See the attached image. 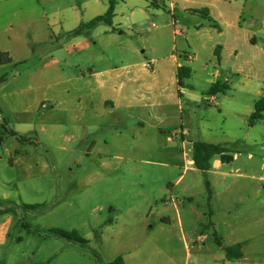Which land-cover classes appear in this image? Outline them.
<instances>
[{"label":"rangeland","instance_id":"rangeland-1","mask_svg":"<svg viewBox=\"0 0 264 264\" xmlns=\"http://www.w3.org/2000/svg\"><path fill=\"white\" fill-rule=\"evenodd\" d=\"M109 1L0 0V54L12 60L0 61V218L12 220L0 264H110L122 253L129 254L128 264H214L218 252L225 256L211 220L214 193L210 198L205 188L214 177L188 172L178 181L186 164L181 136L174 138L164 124L140 126L149 112L170 116L178 130L181 119L192 133L209 126L199 141L257 155L251 169L264 173V121L240 124L233 117L264 96V53L249 44L239 58L225 55L218 62L210 49L213 35L198 33L207 22L194 12L208 8L209 0H119L112 25L71 35L104 15ZM247 1L244 19L256 24L264 48V0ZM82 41L89 49L81 50ZM116 67L134 73L137 101L130 109L108 106L93 114L89 100L101 90L81 76ZM178 67L192 73L183 88L175 78ZM127 79L122 75L113 85L118 89ZM211 80L231 88L219 93L221 107L203 103ZM149 104L154 107L144 108ZM116 130L135 146L131 153L117 152L111 138L110 147L91 152L95 139ZM239 180H246L250 197L252 187L261 188L259 199H242L239 211L248 216L257 205L264 228V181ZM165 197L179 202L183 233L172 205L174 220L163 225L168 232L158 223L148 228ZM197 234L205 239L196 243ZM250 256L263 261L264 242Z\"/></svg>","mask_w":264,"mask_h":264},{"label":"crops","instance_id":"crops-1","mask_svg":"<svg viewBox=\"0 0 264 264\" xmlns=\"http://www.w3.org/2000/svg\"><path fill=\"white\" fill-rule=\"evenodd\" d=\"M247 3V0H209L206 4H204L208 8L205 7L194 10V12H196V15L202 17V19L207 22L206 24L201 25V29L198 30V33L204 31V34L206 35H213V37L210 38L211 43L213 42L210 49L213 50V53L216 56L218 62H220V60L225 55L239 58L243 54L245 47L249 44H251L252 49H259L261 53H264V48L259 46V42L256 37V27L254 26L256 24H247V21L244 19V9ZM199 11H206L211 20L199 14ZM84 49H89V44L86 41L81 42V50ZM1 54L4 55L3 61H1L2 63H4L5 60H8L9 62L12 61L11 59L6 58L5 55L7 54ZM50 64L57 66L59 62L57 59H52L50 61ZM178 68L175 72L177 85ZM87 72L88 77L83 74L81 76V79H83L84 82L88 84V86H91V83L95 82L97 84V88L101 90V95H98L89 100L88 110H90L93 114H98V111L100 110H106L108 106L112 110L117 109V107H125L130 109L134 106L137 101V99H135L136 91L134 85L132 87L130 86V82L132 80L134 84L135 78H131L134 73H132L129 68L127 69L126 67H116L113 69H105L100 71L97 69H87ZM122 75H126L128 77V81L122 83V85H120L117 89L115 88L116 85H113V82ZM210 83L212 84V86L218 83L221 84L220 82L214 80H211ZM225 85L228 86V91H230L231 88L229 87V85ZM208 91L206 92V95L209 97H207L205 101L203 100V103H207L206 105H216L217 107H221L218 102L219 93L216 95H208ZM179 96H182V92H180ZM257 96H260V91L257 93ZM210 98H214L215 102H209L208 99ZM178 101L180 102V99H178ZM159 105L162 104L159 103ZM152 107H154V104H149L148 107L144 106V108ZM253 108L247 107L245 114L241 113L239 116L233 115L234 119L240 124L248 123L252 114L255 112V106ZM86 109L87 108L84 106L83 110ZM171 119L172 118L168 115L161 118L149 112V114L144 115L141 119H139L138 124L143 128H145L144 126L147 123L150 125L154 123L153 127H158L159 124H164L174 138H177L180 134L182 139V149H184V151L182 150V154L186 160V164L183 169L184 173L179 177L178 181L184 177L185 173L188 172L195 173L196 176L198 175L196 173L204 172L205 174L214 177L212 183L205 182V188L207 189V192L208 189L210 190L211 197L214 193V198H211L209 202V206H213L215 210L214 213H211V220L214 223L213 229L222 238L225 245L232 246L235 244H240L243 251V257L235 262H229L226 259V256L218 252L216 255H214V264H219L220 261H225V259L226 264H264V260L253 261L251 260L252 256H250L251 251L260 250V248H262V243L264 242V228L260 226V223L263 221V214L262 211H260L261 208L256 205V207L250 211V214L248 216H243V214H241L239 211L240 206L243 203L242 199H259V192L261 191V188L259 189L258 187H252L253 196L250 197L246 192V180H239L251 179L257 184V186L260 182L264 181V173L259 175L257 170L251 169L252 165L255 164V162L258 163V157H256L257 155L240 151L234 152L233 154L229 153L232 156V161L229 163H224L221 159V156L217 155L211 160L210 170L201 171L197 169L194 164V143L202 142L199 141V138L203 136L202 131L204 129L205 131L206 129L210 130V127L206 125L203 126V124L198 125L196 134L188 131L183 127L184 124L182 122V119L180 123L182 129H176L177 123L173 122V120ZM263 121L264 118L260 122ZM231 129H233V127L229 126L228 130L231 131ZM162 131L163 129L159 127V132ZM95 132H97V130H94V133ZM116 132L117 133L115 135H102L99 136L98 139H95L90 146L91 152L93 154H96L102 151L103 148H100L101 144L105 145L106 148L110 147L112 139L117 152L131 153L134 150L135 146L133 147L127 143L124 133L119 132L118 130H116ZM190 136H194L195 139H193L192 142L190 141V143H188V141H185L184 138ZM172 143L175 144L176 141H173ZM157 149L159 150L162 148H160V146L158 145ZM187 149L189 150L188 153H186ZM189 154L190 157H188ZM117 158L124 159V157L122 156H117ZM161 164L165 167L172 166L169 163L165 162ZM262 169L263 164L261 165V171ZM197 177H199V175ZM230 178H234V180ZM238 196H242V198H238ZM169 200L170 202L167 201V197L164 198L165 206H162V208L158 210L156 217L153 218V221H151L152 224L148 225V228L154 231L156 224L158 223L161 231L168 232V230L165 229L163 225L171 224L174 220V215L171 211H169L170 208L168 206L170 205L171 207L172 205V207L176 210L178 227L183 233L184 224L182 223V218L178 210L179 202L175 201L174 198H171ZM258 202L259 201H257L256 204H258ZM261 203L264 202L261 200ZM249 218H251L252 223H248ZM11 224L12 220L9 217H4V219L2 217L0 218V246H4L6 244L9 237ZM196 233H198L197 228ZM204 239L205 235L199 234L197 236L196 243L202 242ZM119 256H122L125 264H128L129 254L122 253Z\"/></svg>","mask_w":264,"mask_h":264},{"label":"trees","instance_id":"trees-1","mask_svg":"<svg viewBox=\"0 0 264 264\" xmlns=\"http://www.w3.org/2000/svg\"><path fill=\"white\" fill-rule=\"evenodd\" d=\"M119 0H110L109 1V7L107 12L102 15L95 17L88 23H82L78 28L73 30L71 32V35L78 36L83 34L84 32H88L91 29L95 28L99 24L103 23L106 25H112V21L115 17V9L117 2ZM196 13V12H195ZM199 14L202 16H205L206 18L210 19L208 16V13L205 11H199ZM3 54H0V61H3ZM191 77V69L189 67H179L177 70V80H178V86L179 87H184L185 85V80L189 79ZM228 91V86L225 84H215L213 85L209 91L208 95H216L221 92H226ZM264 118V97L259 99L256 104H255V112L252 114L250 118V123L251 125L263 120ZM230 151L227 149L223 148L220 145H214V144H208L205 142H195L194 143V164L197 167V169L201 171H208L211 168V159L214 156H221V159L224 163H229L232 161V156L229 154ZM209 192V197L211 198V192L208 189ZM57 235L74 240L77 242H85L82 240L80 237L77 236L76 233H67L64 231H56L55 232ZM216 242L220 249L223 250L225 253L226 259L229 262H235L237 260H240L243 257V251H242V246L240 244H235L232 246L225 245L220 238H216ZM110 264H125L124 259L122 256L116 257Z\"/></svg>","mask_w":264,"mask_h":264},{"label":"built area","instance_id":"built-area-1","mask_svg":"<svg viewBox=\"0 0 264 264\" xmlns=\"http://www.w3.org/2000/svg\"><path fill=\"white\" fill-rule=\"evenodd\" d=\"M208 101L209 102H215V99L214 98H210V99H208ZM44 107H46V105H43ZM175 133V132H174ZM174 135H176V134H174Z\"/></svg>","mask_w":264,"mask_h":264}]
</instances>
